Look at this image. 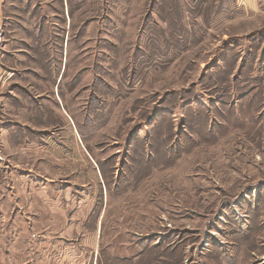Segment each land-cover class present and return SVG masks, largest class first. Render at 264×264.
Wrapping results in <instances>:
<instances>
[{"label":"rangeland","instance_id":"1","mask_svg":"<svg viewBox=\"0 0 264 264\" xmlns=\"http://www.w3.org/2000/svg\"><path fill=\"white\" fill-rule=\"evenodd\" d=\"M0 264H264V0H0Z\"/></svg>","mask_w":264,"mask_h":264},{"label":"trees","instance_id":"2","mask_svg":"<svg viewBox=\"0 0 264 264\" xmlns=\"http://www.w3.org/2000/svg\"><path fill=\"white\" fill-rule=\"evenodd\" d=\"M99 172H100L101 178H102V180H103L104 177H105V175H104L103 170H102L101 167L99 168ZM104 185H105V183H104Z\"/></svg>","mask_w":264,"mask_h":264}]
</instances>
